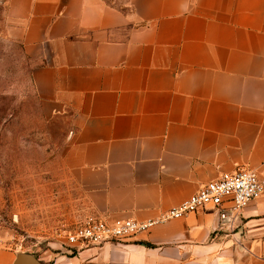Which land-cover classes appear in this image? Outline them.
Wrapping results in <instances>:
<instances>
[{"label":"crops","instance_id":"crops-1","mask_svg":"<svg viewBox=\"0 0 264 264\" xmlns=\"http://www.w3.org/2000/svg\"><path fill=\"white\" fill-rule=\"evenodd\" d=\"M10 12L38 97L68 118L61 177L84 219H155L225 173L264 177V0H12ZM221 225L200 210L54 264H264V195ZM16 257L0 248V264Z\"/></svg>","mask_w":264,"mask_h":264},{"label":"rangeland","instance_id":"rangeland-1","mask_svg":"<svg viewBox=\"0 0 264 264\" xmlns=\"http://www.w3.org/2000/svg\"><path fill=\"white\" fill-rule=\"evenodd\" d=\"M11 2L0 0V248L46 253L54 264L75 251L63 235L84 220L61 177L69 124L36 93L35 62L24 53Z\"/></svg>","mask_w":264,"mask_h":264},{"label":"built area","instance_id":"built-area-1","mask_svg":"<svg viewBox=\"0 0 264 264\" xmlns=\"http://www.w3.org/2000/svg\"><path fill=\"white\" fill-rule=\"evenodd\" d=\"M264 195V177L254 170L239 169L223 174L217 181L207 183L180 205L146 221L87 217L63 236L72 249L102 248L108 244L125 243L148 233L152 228L189 214L209 208L219 214L221 227L232 229L244 210Z\"/></svg>","mask_w":264,"mask_h":264},{"label":"water","instance_id":"water-1","mask_svg":"<svg viewBox=\"0 0 264 264\" xmlns=\"http://www.w3.org/2000/svg\"><path fill=\"white\" fill-rule=\"evenodd\" d=\"M14 264H43L34 254H19Z\"/></svg>","mask_w":264,"mask_h":264}]
</instances>
